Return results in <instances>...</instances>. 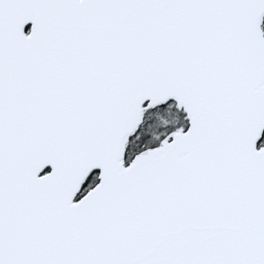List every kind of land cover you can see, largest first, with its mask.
<instances>
[{
	"label": "snow or ice",
	"instance_id": "obj_1",
	"mask_svg": "<svg viewBox=\"0 0 264 264\" xmlns=\"http://www.w3.org/2000/svg\"><path fill=\"white\" fill-rule=\"evenodd\" d=\"M0 264H264V0H0Z\"/></svg>",
	"mask_w": 264,
	"mask_h": 264
}]
</instances>
